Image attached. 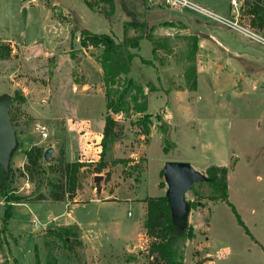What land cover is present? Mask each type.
Returning a JSON list of instances; mask_svg holds the SVG:
<instances>
[{
    "label": "rangeland",
    "instance_id": "1",
    "mask_svg": "<svg viewBox=\"0 0 264 264\" xmlns=\"http://www.w3.org/2000/svg\"><path fill=\"white\" fill-rule=\"evenodd\" d=\"M42 1L46 0H38ZM89 1L96 7L90 8L85 0H48V7L40 8L37 3L31 10L30 2L21 6L23 0H0V35L10 36L9 41L16 47L3 57L5 46H0V93L12 95L9 116L18 142L10 160L15 169L12 186L17 193L30 197L35 191H47L45 184L39 185L18 173L17 168L23 169L26 161L24 149L30 145L44 150L51 147L45 160L50 163L62 154L70 161L98 158L106 116L102 72L96 58L100 49L80 48L77 38L83 29L121 39L124 21L145 22V30L156 43L153 46L147 36L140 38L128 76L147 92V112L152 114L153 122L150 131L157 130L156 115L161 116L168 128L165 137L170 147L164 152L161 133L152 131L146 137L140 132L138 113H117L114 118L120 137L105 152L107 166L96 172L97 161L87 162L89 165L80 170L77 195L84 201L27 202L31 215L19 216H34L38 228L25 237H7L3 243L0 234L3 249L10 250V256L19 264H35V253L41 264L50 257H54L56 264H148L147 236L128 254L125 250L136 240V233L143 230L140 201L146 196L164 194L166 185H159L163 181L159 172L164 161L176 160L187 161L203 173L212 165L226 167L228 199L235 209L220 198L212 200L206 182L195 183L186 191V200L194 204L187 217L193 236L182 246L184 263L201 260L202 264H264V87L257 84L252 89L242 83L234 89L229 84L221 88L216 78L221 76V82L225 79L211 63L204 65L193 89L192 78L183 75L193 64L186 38L190 33L199 28H228L245 40L248 36L188 6H160L156 0H111V9L106 1ZM191 1L223 17H232L227 14L228 6L219 13ZM46 10L52 16L45 17ZM30 19L38 24L30 25ZM172 19L185 23L188 32L180 30L178 22L168 21ZM246 22V18L241 20ZM133 32L129 30V34ZM257 33L264 37L263 31ZM251 47L264 55V45L253 42ZM217 51L225 56L233 53L220 48ZM47 54L53 55V59ZM145 59H152L153 63ZM47 63L53 72L48 82ZM159 66L165 67L163 72L159 71V82L164 88L159 91L163 93L152 91L159 86L153 69ZM165 87L171 89L166 91ZM183 87L191 88L188 97L173 90ZM38 125L46 126V138H41ZM121 158L127 161H113ZM97 174L102 176L98 183L93 179ZM97 184L103 189L116 187L114 199L87 201L108 195L105 191L98 195ZM3 213L4 205L0 203V219ZM52 215L59 223L78 222L89 232L84 243H74L68 250L62 241L48 236V227L62 225L51 223ZM0 264H6L5 259Z\"/></svg>",
    "mask_w": 264,
    "mask_h": 264
},
{
    "label": "trees",
    "instance_id": "2",
    "mask_svg": "<svg viewBox=\"0 0 264 264\" xmlns=\"http://www.w3.org/2000/svg\"><path fill=\"white\" fill-rule=\"evenodd\" d=\"M109 3L113 9L111 0H102ZM144 1V0H143ZM90 8H94L89 0H85ZM100 6V5H98ZM63 17V15L59 14ZM240 18L245 17L249 26L261 30L264 26V0H242L239 6ZM241 21V20H240ZM143 20H127L123 23V35L121 39H116L108 33H95L83 29L78 36V42L81 49L89 47L99 48L100 52L96 58L99 61L102 72V84L104 99L106 103V116L103 132L99 142L101 147L98 155L95 171L100 172L107 166L105 152L112 147L114 142L120 137L116 129L117 120L111 116L119 112L132 110L138 113L136 119L139 130L144 136L150 133L152 114L147 112V92L143 91L141 84L136 83L128 73L131 70L132 59L138 54L139 40L142 36H147L155 46L156 41L152 39L150 32L145 30ZM129 30L134 32L129 34ZM188 38L189 57H193L197 47V36L190 35ZM4 56H7L10 47L5 46ZM156 48L154 47L153 50ZM72 57H75L73 49L70 50ZM195 67L190 65L185 71V78H192V88L195 85ZM121 78H123L121 80ZM121 80V81H120ZM11 118V116H10ZM158 120L157 130L161 133L164 144L163 150L167 152L170 143L167 141L165 134L168 131L167 125L161 116L156 115ZM12 121V120H11ZM44 148L37 145H30L24 149L26 161L23 169L17 168L18 173L29 176L37 184H45L47 191H35L33 197L20 194L15 191L12 183L15 178V169L10 166V160L7 171L4 172L0 167V200L4 203V213L1 218L0 234L4 233L6 223L11 217V204L14 202L27 203L31 201H64L73 200L79 181L80 170L88 166L87 162L82 159L67 160L62 154L56 158L54 163L45 161L43 158ZM116 161H127V159H114ZM46 162V166L44 163ZM208 177L206 181L198 183H208L211 188V199H222L234 209V206L228 199L227 168L224 166H210L206 171ZM162 176V171H160ZM159 185L164 186V181ZM193 185L190 187L192 188ZM143 201L146 204L143 227L146 236L150 239L147 247L148 264H185L182 259V246L186 240L193 236L192 229L186 222L183 228H177L171 218L170 208L167 198L164 194L157 196H146ZM189 207L193 206V201H187ZM235 210V209H234ZM237 214V213H236ZM238 215V214H237ZM239 222L243 225L239 215ZM244 226V225H243ZM48 236L63 242L68 250H71L76 244L81 245L80 230L76 225H58L46 229ZM68 238V239H67ZM46 242V241H45ZM75 243V244H74ZM1 248V243H0ZM35 264H41L35 253ZM45 264H56L53 258H49ZM192 264H202L201 260Z\"/></svg>",
    "mask_w": 264,
    "mask_h": 264
},
{
    "label": "crops",
    "instance_id": "3",
    "mask_svg": "<svg viewBox=\"0 0 264 264\" xmlns=\"http://www.w3.org/2000/svg\"><path fill=\"white\" fill-rule=\"evenodd\" d=\"M146 1V0H144ZM151 2H154L155 0H149ZM157 1V4L160 6H164L165 4H160ZM197 3H200L206 7H210L213 8L214 11H217L219 13H223L227 10V6L229 8L228 10V15H232V9H233V5H231V2H229L228 5L227 4V0H196ZM230 1V0H229ZM240 4L242 2V0H237ZM26 2H30L31 5V10L33 9V6H36L35 4L40 3L38 2V0H23L21 6H25ZM34 3V5H32ZM46 3V5H44ZM48 7L49 3L48 0L46 1H42L38 7ZM148 6V3H147ZM42 10H44V8H42ZM34 13V11H32ZM32 13V14H33ZM45 17H49L52 16L51 11L50 10H46V13L44 14ZM44 18V17H42ZM240 18V16H239ZM245 18V17H243ZM243 18H240V20H242ZM43 20V19H42ZM30 25L31 24H38V21H36L35 19H30ZM127 21V20H126ZM169 22H178L181 25L180 30H182L183 32H188V28H186V24L183 23L181 20H168ZM246 26H248L249 28H251L252 30H254L255 32L257 31H263L264 32V26L261 30H257L255 28H252L249 26L248 22L243 23ZM207 27V25H206ZM231 29H215V28H211L210 30L206 31V30H202L201 28L197 29L194 33H190L188 36L190 35H195L197 36V47L196 50L194 52V55L192 57L193 64L195 67V85L193 88L196 87L197 84V80H198V74L204 70L202 69L204 67V65H207L208 63H211L213 65H215L217 72H221L223 74V78L225 79V82H221V76H217L216 78V83L219 87L222 88V86L229 84L230 87L232 89H234L237 85L239 84H244L249 86L251 85L252 89H255L257 87V84H260L262 87H264V55L259 52V51H255L252 47L251 44L256 43V41L252 40V39H243L242 36H238L235 33H232V31H230ZM227 32H230L227 33ZM2 35H0V46H9L10 47V51H15L16 47L15 45L9 41L10 36H2L4 38L1 37ZM187 38V37H186ZM25 38H23V42ZM78 39V38H77ZM34 41V40H33ZM30 43V42H29ZM187 43H188V38H187ZM258 43V42H257ZM187 48L189 49V44H187ZM222 49L225 50L226 52L228 51L230 53V51H233L231 56H225L223 55V53L221 54L218 53L217 50ZM254 53H256L257 57L254 56V54L250 51V50ZM154 50H152L153 53ZM48 58L51 57L53 59V55L47 54L46 55ZM187 59V57H186ZM145 60H150L151 63H153L152 59H145ZM260 60V62H259ZM195 62V63H194ZM187 63V60H186ZM252 66H251V65ZM47 69L49 70L50 73L47 74L46 76V81L48 82L49 80L52 79L53 77V72H52V68L50 69L49 67V63H47ZM155 71V75L157 77V81H160V74L159 71L163 72L165 70V67H154L153 68ZM185 71L183 75H185ZM185 77V76H184ZM168 78V77H167ZM172 80H175V77H172ZM148 82V81H147ZM150 82V81H149ZM153 84V83H152ZM73 87V86H72ZM218 87V88H219ZM75 89V87H73ZM85 88V86L83 87ZM192 88V89H193ZM159 89L164 90L163 86L160 84L159 82V86L156 88H153L152 91H156V92H162L159 91ZM169 89L171 88H166V91H169ZM191 88H186L183 87L180 89L178 88H174L173 90L175 91L176 94L180 95L181 93L186 95V97H188V90H190ZM245 89H242V92H245ZM163 93V92H162ZM166 94V93H165ZM183 100H185V96L183 98ZM159 113V111L157 112ZM155 113V114H157ZM152 131H156L158 132V130H151L149 133V136L151 135ZM160 133V132H158ZM148 137V136H147ZM98 158L96 160H87L90 163H94L95 161H97ZM161 171V170H160ZM160 173V172H159ZM94 176V175H93ZM100 190H98V187L96 186V193L99 195V193L102 191L107 192V196H104L103 199L98 198V197H91L89 198L87 201H94V202H104L106 200H110V199H114V191L116 187H109L106 186L104 189L101 188V186H99ZM78 189L76 190V194L73 198V200H64L66 203L69 202H78V201H84L82 199H78ZM86 201V200H85ZM0 203H3L2 200H0ZM140 205H141V209L143 211V215L145 213V207L146 204L143 200L140 201ZM19 215H31L29 206L27 203H22V202H14L11 204V217L8 219L7 223H6V228L4 233L1 234L2 237V243L4 241V239L6 240V238L10 237V238H14L15 235L19 236V237H25L26 233L31 234L34 229L36 230L38 228V223L35 221V217L31 216L30 219H27L26 217H21ZM32 226H31V223ZM56 222V224H62V225H66V224H74L76 225L79 230H80V240L83 242V240H85L89 235L88 231H85L78 222H73L70 223L68 221L64 222V223H59L57 222V220L55 219V216H51V223ZM0 224H1V219H0ZM93 224V221H92ZM43 229V227H42ZM42 233V230H41ZM136 240H134L133 242H131L129 245H127V249L125 250V252H127V254L129 252H131L133 249L136 248V246H138L140 243L142 244L143 241H146V234H145V230L143 227V230L141 232L136 233ZM41 236V235H40ZM84 243V242H83ZM36 246V245H35ZM2 252H0V262L5 259L6 264H19L16 262L15 258L11 257L9 252L10 250H6L3 249L2 245ZM3 250H6V252ZM29 251V250H27ZM35 251V249H34ZM135 251V250H134ZM209 255V254H208ZM35 257V254H34ZM210 257V256H209Z\"/></svg>",
    "mask_w": 264,
    "mask_h": 264
},
{
    "label": "water",
    "instance_id": "4",
    "mask_svg": "<svg viewBox=\"0 0 264 264\" xmlns=\"http://www.w3.org/2000/svg\"><path fill=\"white\" fill-rule=\"evenodd\" d=\"M11 102L12 95L10 93H0V167L4 172L7 171L10 157L18 145L15 128L9 116ZM111 116L114 117V114ZM51 151V147L44 150V160L48 159ZM161 171L166 185L164 195L170 208L172 222L177 228H183L190 210L185 193L193 184L206 181L208 177L187 161L166 160ZM101 178L100 174L93 176L96 183ZM97 187L100 190L99 184Z\"/></svg>",
    "mask_w": 264,
    "mask_h": 264
},
{
    "label": "built area",
    "instance_id": "5",
    "mask_svg": "<svg viewBox=\"0 0 264 264\" xmlns=\"http://www.w3.org/2000/svg\"><path fill=\"white\" fill-rule=\"evenodd\" d=\"M165 5L169 6H188L190 8L196 9L199 12L205 13L206 15L212 16L216 21L220 22L221 24L232 28L233 30H238L248 36V38L264 45V37L260 36L257 32L246 26L245 24L241 23L240 18H239V6L240 3L237 0H230L231 5H233V14L231 15L232 17H223L217 13H214L213 11L195 4L191 0H162ZM38 130L40 131L41 138H46L48 133L45 125H38Z\"/></svg>",
    "mask_w": 264,
    "mask_h": 264
}]
</instances>
